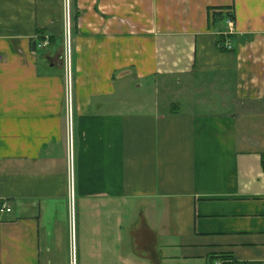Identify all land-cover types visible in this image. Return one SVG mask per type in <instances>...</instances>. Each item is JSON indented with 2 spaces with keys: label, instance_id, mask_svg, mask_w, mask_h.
Listing matches in <instances>:
<instances>
[{
  "label": "crops",
  "instance_id": "1",
  "mask_svg": "<svg viewBox=\"0 0 264 264\" xmlns=\"http://www.w3.org/2000/svg\"><path fill=\"white\" fill-rule=\"evenodd\" d=\"M70 3L76 264H264V0ZM63 16L0 0V264H71Z\"/></svg>",
  "mask_w": 264,
  "mask_h": 264
},
{
  "label": "built area",
  "instance_id": "2",
  "mask_svg": "<svg viewBox=\"0 0 264 264\" xmlns=\"http://www.w3.org/2000/svg\"><path fill=\"white\" fill-rule=\"evenodd\" d=\"M64 47H63V62L65 71V97L67 110V135H68V180H69V207H70V222H71V264H76L75 250V191H74V164L72 157V103H73V34H72V15L70 0H64ZM229 26V34L234 33V20L229 17L227 20ZM50 45L49 39H45L38 45L39 49L47 48ZM222 49L230 52L233 46L230 42H225L220 46ZM8 212L11 210L6 208ZM4 211V210H2Z\"/></svg>",
  "mask_w": 264,
  "mask_h": 264
},
{
  "label": "rangeland",
  "instance_id": "3",
  "mask_svg": "<svg viewBox=\"0 0 264 264\" xmlns=\"http://www.w3.org/2000/svg\"><path fill=\"white\" fill-rule=\"evenodd\" d=\"M74 51V47H73ZM74 56V52H73ZM176 83H172L169 87L170 90L168 92L165 91H155L153 86L151 88H147L143 86L140 90L135 89V99L138 100L143 106V109L146 108L149 111L152 109L156 103H158L161 110L165 109L171 101H175L176 103L180 101L181 93L179 91V87H176ZM176 88V89H175ZM183 94V93H182ZM183 96V95H182ZM183 111H186L185 108H182ZM207 262V261H206ZM208 264H220L219 262H213V259L208 260ZM173 264H206L205 262H174Z\"/></svg>",
  "mask_w": 264,
  "mask_h": 264
},
{
  "label": "trees",
  "instance_id": "4",
  "mask_svg": "<svg viewBox=\"0 0 264 264\" xmlns=\"http://www.w3.org/2000/svg\"><path fill=\"white\" fill-rule=\"evenodd\" d=\"M228 16H229V17H233V14H232V15L227 14L226 17H228ZM217 19H218V20L223 19V18H222V14H214V22H216ZM224 42H225V40H221V41H220V44H223ZM263 165H264V156H263Z\"/></svg>",
  "mask_w": 264,
  "mask_h": 264
}]
</instances>
